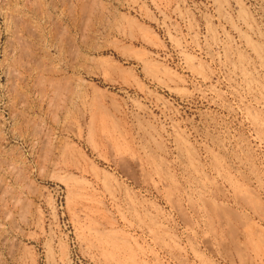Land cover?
Here are the masks:
<instances>
[{
  "label": "rangeland",
  "instance_id": "1",
  "mask_svg": "<svg viewBox=\"0 0 264 264\" xmlns=\"http://www.w3.org/2000/svg\"><path fill=\"white\" fill-rule=\"evenodd\" d=\"M0 181V264H264V0H0Z\"/></svg>",
  "mask_w": 264,
  "mask_h": 264
},
{
  "label": "bare ground",
  "instance_id": "2",
  "mask_svg": "<svg viewBox=\"0 0 264 264\" xmlns=\"http://www.w3.org/2000/svg\"><path fill=\"white\" fill-rule=\"evenodd\" d=\"M125 54H126V53H125ZM101 63H102V64H106V61H103V60H102V61H100V64H101ZM102 64H101V65H102ZM102 66H103V65H102ZM104 66H105V65H104ZM106 66H107V65H106ZM250 82H251V81H250ZM23 83H24V82H23ZM37 83H38V82H37ZM54 95H55V94H54ZM59 96H60V95H59ZM79 134H80V133H79ZM0 182H1V181H0ZM242 188H243V187H242ZM237 189H238V190H237ZM237 189H235V191H236V190H237V191L240 190L239 187H238ZM241 191H242V190H241ZM238 193H240V192H238ZM242 193H243V192H242ZM244 194H246V193L244 192V193L242 194L243 197L245 196ZM240 195H241V193L239 194V196H240ZM202 197H203V196H202ZM240 197H242V196H240ZM246 197H247V199H250L248 195L245 196L244 198H246ZM253 200H254V202H255V199H253ZM253 200H252V201H253ZM244 202H245V201H244ZM254 204L256 205V207H258V204H256V203H254ZM249 205H250V203H249ZM251 205H252V204H251ZM251 205H250V206H251ZM255 205H253V206H255ZM247 206H248V205H247ZM251 207H252V206H251ZM253 209H254V208H253ZM256 209H258V208H256ZM254 211H255V210H254ZM220 219H221V218H220ZM236 219H237V218H236ZM261 219H262V218H261ZM221 220H222V219H221ZM222 221H223V220H222ZM252 226H253V225H252ZM237 232H238V231H237ZM229 237H230V236H229ZM237 238H238V237H237ZM238 240H239V239H238ZM259 240H260V239H259ZM251 243H252V242H251Z\"/></svg>",
  "mask_w": 264,
  "mask_h": 264
}]
</instances>
